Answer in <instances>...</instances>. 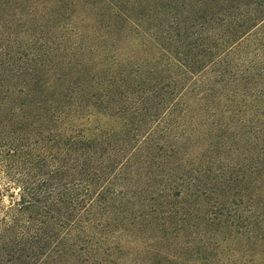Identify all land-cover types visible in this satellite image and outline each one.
I'll use <instances>...</instances> for the list:
<instances>
[{
    "label": "trees",
    "instance_id": "1",
    "mask_svg": "<svg viewBox=\"0 0 264 264\" xmlns=\"http://www.w3.org/2000/svg\"><path fill=\"white\" fill-rule=\"evenodd\" d=\"M0 264H264V0H0Z\"/></svg>",
    "mask_w": 264,
    "mask_h": 264
},
{
    "label": "rangeland",
    "instance_id": "2",
    "mask_svg": "<svg viewBox=\"0 0 264 264\" xmlns=\"http://www.w3.org/2000/svg\"><path fill=\"white\" fill-rule=\"evenodd\" d=\"M3 195H4V196L2 197V203H3V204H7V203H8V195H9V194L6 193V194H3Z\"/></svg>",
    "mask_w": 264,
    "mask_h": 264
}]
</instances>
